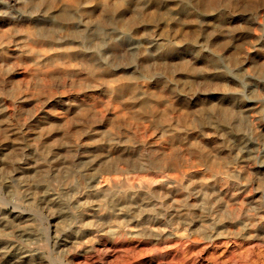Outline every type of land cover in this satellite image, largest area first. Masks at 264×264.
Segmentation results:
<instances>
[{
    "label": "clouds",
    "instance_id": "clouds-1",
    "mask_svg": "<svg viewBox=\"0 0 264 264\" xmlns=\"http://www.w3.org/2000/svg\"><path fill=\"white\" fill-rule=\"evenodd\" d=\"M129 13L131 16L124 20ZM0 20L14 26L29 25L12 27L3 43L32 57L29 71L33 82L46 83L39 95L50 97L51 89L58 93L69 87L70 80L73 88L100 89L97 95H107L118 104L119 112L125 113L113 118L111 132L98 142L100 151L129 157L139 152L144 171L180 172L179 179L168 188L185 193L184 197L168 205L163 203L165 194H159L156 208H174L181 215H190L193 209H200L201 215L211 213L215 205L209 202L206 181L185 176V167H203L207 179L216 183L234 181L238 187L258 179L264 188V176L250 171L255 165H264V132L257 127H264V0H0ZM132 23L156 27L145 33V38H135ZM161 23L163 31L157 32ZM18 35L24 39L14 41ZM44 44L66 46L82 54L86 62L79 72H51L48 69L54 58L45 59L47 49L41 50ZM128 44L132 47H126ZM249 49L257 51L260 58L250 56ZM122 50V54H115ZM18 67L23 66L0 64V71L6 75ZM0 95L9 96L13 102L18 98L9 92ZM86 99L68 97L61 101L70 111L79 109L69 122L84 125L85 131L102 118L95 104H85ZM226 114L231 118H225ZM243 122H247L248 131L236 135L243 131ZM142 131L145 136L151 131L155 144L140 139ZM252 140L256 147L249 150ZM223 150L227 154L217 157ZM217 159H222L223 167L215 165ZM209 160L214 163L210 165ZM5 181L14 187L10 197H3L0 208L11 205L19 211H35L31 194L15 190L18 185L10 171L5 172L0 184ZM76 183L60 173L48 181L46 191L54 195L39 209L34 230L40 232L41 242L32 245L35 254L30 264H52L54 259L71 264L68 255L76 251L75 246L68 249L61 245L73 236L79 242L81 233L73 225L79 220L76 213L83 212L85 205L77 204L73 216L57 224L54 234L48 218L69 211L70 202L87 190L85 181L83 188L73 191ZM201 196L199 203H189L190 197ZM261 209L264 203L251 212L255 216ZM100 211L132 209L101 206ZM87 226L96 227L98 232L102 227L79 225ZM7 227L8 231L0 228V239L8 242L0 249V259L12 248L20 251L25 247L23 232L16 226ZM250 227L253 225L244 226ZM244 228L234 234L241 242L251 238ZM112 231L108 228L109 233Z\"/></svg>",
    "mask_w": 264,
    "mask_h": 264
},
{
    "label": "rangeland",
    "instance_id": "rangeland-1",
    "mask_svg": "<svg viewBox=\"0 0 264 264\" xmlns=\"http://www.w3.org/2000/svg\"><path fill=\"white\" fill-rule=\"evenodd\" d=\"M160 10L164 11L165 9L161 8ZM129 16H131V13L123 19L128 20ZM66 23H70V21H66ZM12 27L23 28L29 27V25L14 26L7 21L0 20V64L23 66L9 71L6 75L0 71V92H9L11 95H17L18 97L13 102L9 96L0 95V170H2L0 171V180L3 179L5 172L10 171L16 185H18L15 190L27 191L32 196L35 193L46 191L48 181L56 176L57 173H60L62 178L76 180L77 183L73 187V191H75L76 187L83 188L85 181L96 178L95 183L98 182V185H101L100 194L105 199V206L132 209L131 212L127 213L119 212L121 215L116 214V212L105 211L100 216L101 218L97 216L99 219L96 222L94 220L95 223H98L97 225L104 227L109 223H115V220H120V223L123 224V222H128V219L139 218L136 221L137 226L152 223L168 230L170 228L172 231H174L175 227H178L179 233H181V237L180 235L175 236L177 239H175L174 235L170 236V238L167 236L164 239V237L153 238L151 235L149 237L148 234L142 233L103 235L96 232L97 238L95 239L97 240L94 239L95 241H92L93 244H91V248L89 247L91 251L88 249L84 252L76 248V250L78 249L77 251L69 252L68 259L72 261V264H264V209H261L255 216L251 212L252 209L264 203V188L260 186L258 179L252 181L249 185L240 184L238 187L234 181H228V185L222 183L220 185V183L217 184L215 182L214 184L213 181L207 179L203 167H185L182 170L185 176L194 180L206 181L205 189L208 192L205 191L210 195L209 202L215 205L211 213L201 215L200 209H193L190 215H177L174 208H169L167 211L163 208H156V205L160 203V200L156 198L159 194H165L163 203L168 205L184 197L185 193L178 192L174 188H168L169 183L179 179L180 172L165 171L160 174L144 170H135L128 173L121 172L119 167H122L123 164L129 167L144 165L145 162L140 159L141 154L138 152L136 156L131 157L119 153L108 155L99 150L101 145L98 142L101 141L105 133L111 132L113 118L118 115L124 116L125 113L119 112L118 104L114 100L109 99L107 95H97L100 89L73 88L70 80L68 81L69 87L61 88L58 93L55 89H51L50 97L39 95L40 89L46 87V83L36 84L33 82V77L29 71L32 57L23 52L21 48L3 43L5 34ZM153 27L156 26L132 23L133 37L145 38V33L150 34ZM163 28L164 25L161 23L157 27V32L163 31ZM237 35L240 36L241 34L237 33ZM23 39L24 37L20 35L13 38L17 42ZM220 42L217 41V43ZM237 42L243 41L238 40ZM126 47L130 48L132 45L128 44ZM61 48L62 46H54L50 51L49 47L46 48L48 54L45 59L50 54H55L53 58H56V61L54 60L55 64L53 61V65L48 70L58 74L79 72L80 65L86 62L83 55L78 54L76 51H74V55L68 53L60 54L62 53ZM122 52L123 50L115 54L120 55ZM249 55L260 58V54L252 49H249ZM121 75L124 74L121 73ZM108 79L111 82V78ZM113 86L118 87V85ZM68 97H87L85 104H95L96 110L102 113V118L91 123L87 131H85V126L82 124L70 123L69 121L76 117L79 109L74 108L70 111L66 105L61 103L62 100ZM107 108H111V111H105ZM225 118H231L230 114H226ZM257 127L260 128L261 132H264V127L259 125ZM241 128L243 131L237 132L236 135H243L244 132L248 131L247 122H243ZM140 139L152 141L155 144V138L151 131H148L146 136L142 131ZM206 139H211V137H206ZM106 142L105 140L104 143ZM255 147V140L249 141V150ZM226 154L227 150H223L217 153V157L222 158ZM242 155H246V153H242ZM6 157L7 159H5ZM217 160L221 161L220 167H223L222 159ZM250 171L258 177L264 176V165H255ZM124 174L129 177L125 183L119 182L117 186H110L111 188H104V185L101 184L105 177H121ZM131 177L132 179H130ZM129 179L130 181H128ZM137 183L142 184L147 190L132 199L130 197L131 194L125 187H129V184L136 186ZM13 187L11 181H5L0 184V203H2L3 197H10L7 195L12 193ZM116 189L119 190L117 192L120 196L117 195ZM126 192L129 195H126ZM105 197L109 198L110 202H107L108 200ZM112 197H116V201ZM202 199V196L190 197L189 203H199ZM72 203L71 201L68 206L71 209L67 211L69 213H61L54 219L51 216L48 218L52 232L57 224L73 216L74 204ZM39 206L35 202V211H25L30 214L33 221L31 222L30 220L31 223H29L32 226H27L26 232L22 235V239L25 241V248L23 249L29 253L32 252L31 247L33 244L41 242L40 232L34 230L38 223L39 209L42 208ZM149 209L155 210L149 211ZM12 210L13 207L9 205L6 213L8 214ZM76 215L79 216V212ZM116 215L121 218L116 217ZM214 216L217 218H214ZM198 218L200 220L204 219V223L203 227L196 229L195 227L198 224L191 225V223L199 222ZM211 218H214L215 223L220 225L218 230L220 229L219 231L221 232L217 235L212 234L213 228L211 226L215 223H213L214 220L212 221ZM189 219H194V221L190 222ZM79 221L80 216L78 223ZM187 221H189V226L195 229L185 230V225H188ZM247 224H252L253 227L244 228ZM242 228L251 236L249 240L243 242L234 235ZM64 248L71 249L72 247L64 246ZM53 261L59 262L58 259Z\"/></svg>",
    "mask_w": 264,
    "mask_h": 264
},
{
    "label": "bare ground",
    "instance_id": "bare-ground-1",
    "mask_svg": "<svg viewBox=\"0 0 264 264\" xmlns=\"http://www.w3.org/2000/svg\"><path fill=\"white\" fill-rule=\"evenodd\" d=\"M1 38V37H0ZM48 47V45L47 44H44V45H42L41 46V50L43 51L44 49H46ZM50 49H49V51L51 50V48L52 47H49ZM62 53H60V54H63V53H68V54H73L74 55V50H69L66 46H62ZM60 50V49H59ZM55 52V51H54ZM53 52V53H54ZM58 52V51H57ZM48 54V53H47ZM49 54H50V52H49ZM67 54V55H68ZM55 55V54H54ZM54 55L53 54H50V56L51 57H54ZM57 55V54H56ZM58 55H59V53H58ZM57 55V56H58ZM65 55V54H64ZM49 56V55H48ZM69 56V55H68ZM70 58V57H69ZM73 58V57H72ZM56 59V58H55ZM54 59V60H55ZM57 59H58V57H57ZM56 61V60H55ZM55 61H54V64H55ZM71 133H73V132H71ZM209 162V164L211 165V164H213L214 162L212 161V160H209L208 161ZM220 160L218 161V160H216L215 161V165L217 166V167H220ZM122 164V163H121ZM121 166V165H120ZM143 167H144V165H138V166H136V165H133V166H131V167H129V166H124V164H123V166L122 167H119L120 168V171L121 172H123V173H128V172H131V171H135V170H137V171H141L142 169H143ZM108 169V168H107ZM156 174H158V173H156ZM160 174V173H159ZM103 178V177H102ZM129 177L126 175V174H124V175H122L121 177H105V178H103V183H101L102 185H104L103 187L104 188H106V187H109V188H111L110 186H117V184L120 182V183H125V182H127V179H128ZM143 178V177H142ZM130 179H132V177L130 178ZM130 179L128 180V181H130ZM135 179V178H134ZM138 179H140V178H138ZM137 179V180H138ZM161 179H163V178H161ZM101 180V179H100ZM142 180V179H141ZM105 181V182H104ZM159 181V180H158ZM204 181V180H203ZM96 182V178L94 179H92V180H90V181H87V185H86V188H87V190L86 191H82L81 192V195H78V196H76V198L75 199H73L72 200V204H74L73 205V207L75 208V206L77 205V204H83V205H85V208H84V211L83 212H79V216H80V221H79V223L78 224H76L75 226H74V229H77L80 233H81V235H80V237H79V242H77V240H76V237L75 236H73L72 238H70V239H66V240H64L63 241V243H62V247H64V246H66V247H69V248H71V247H73V246H75V248H78V249H80V251H87L88 249H89V247L91 248V244H93L92 243V241H95V240H97V239H95V238H97L96 236H97V234H121V233H124V234H133V233H142V234H148L149 235V237H150V235L151 236H153V238L155 237V238H158V237H164V239H165V237H167V236H169V238H170V236H173L174 235V237L176 236V235H180L181 233H179V228L178 227H175V229H174V231H172L168 226V228H169V230L168 229H166V228H161V227H158V226H156L155 224H152V223H148V224H146V225H143V226H137V223H136V221H138V219L139 218H137V219H134V218H132V219H128L127 221L128 222H123V224H121L120 223V220L118 221V220H115L116 222L115 223H113V224H108V225H105L104 227H101L100 228V230L99 231H101L100 233H98V231H97V228L96 227H91V226H87V227H79V225H81V224H83V225H93V224H98V223H95L96 222V220L97 219H99V218H97V216H102L104 213H105V211H100V208H101V206H105V199H104V197H101V194H100V187H101V185L99 186L98 185V182L97 183H95ZM100 182V181H99ZM209 183V182H208ZM214 184H215V182H213ZM163 184V183H162ZM167 184V183H166ZM213 184V185H214ZM218 184V183H217ZM227 184V183H226ZM126 185H127V183H126ZM220 185H222L221 183H220ZM228 185V184H227ZM226 185V186H227ZM211 186V185H210ZM231 186V185H230ZM209 187V186H208ZM128 189L127 191L131 194V198L133 199V197L135 198L136 197V195H139L141 192L143 193V192H145L147 189H146V187H144V186H142V184H140V183H137V185L136 186H134V185H130L129 184V187H125V189ZM229 188V187H228ZM124 189V190H125ZM152 189V188H151ZM104 190V189H103ZM119 190H120V188H119ZM119 190H115L116 192L117 191H119ZM206 190V189H205ZM226 190H227V188H226ZM231 190V189H230ZM233 190V189H232ZM114 191V190H113ZM114 191V192H115ZM126 191V190H125ZM124 191V192H125ZM207 191V190H206ZM37 192V191H36ZM108 192H109V190H108ZM121 192V191H120ZM124 192H122V193H124ZM128 192H126V195H129V194H127ZM208 192V191H207ZM206 192V193H207ZM229 192V191H228ZM10 194V193H9ZM7 195V196H10V195ZM105 194H106V192H105ZM110 194V193H109ZM125 194V193H124ZM145 194V193H144ZM226 194V193H225ZM52 195H54V193H49V192H47V191H43V192H39L38 194H36L35 193V195H30V197H29V199H34L35 200V202L37 203V204H39L42 208H44V206H45V204L46 203H48L50 200H51V196ZM117 195H119V193L117 192ZM6 196V195H5ZM105 196V195H104ZM107 196V195H106ZM115 196V195H114ZM120 196V195H119ZM121 196L122 197H124L123 196V194H121ZM130 197H129V199H130ZM179 197V196H178ZM106 198V197H105ZM120 198V197H119ZM125 198V197H124ZM3 199V198H2ZM107 199V198H106ZM109 199V198H108ZM107 199V200H108ZM111 199V198H110ZM112 199H114V201H116L115 199H116V197H112ZM121 199V198H120ZM128 199V200H129ZM177 199V198H176ZM106 200V201H107ZM131 200V199H130ZM136 200V199H135ZM132 201V200H131ZM130 201V202H131ZM3 202V201H2ZM27 201H25V203H26ZM85 202H87L86 204H85ZM107 202H110V200H108ZM129 202V201H128ZM115 203H117V202H115ZM119 203V202H118ZM117 203V204H118ZM132 203H133V201H132ZM106 204H108V203H106ZM123 204V203H122ZM135 204V203H134ZM111 205V204H110ZM38 206V205H37ZM39 206V207H40ZM52 205H49V207H51ZM58 206V205H57ZM135 206V205H134ZM38 207V208H39ZM40 207V208H41ZM6 210H7V207H4V208H0V217H2V219H0V228H2V229H4L5 231H8L9 229H8V227L7 226H16L17 227V229L18 230H21L22 232H23V234L26 232V229H27V226H29V225H31L30 223L31 222H33L32 221V219H31V216H30V214L28 213V212H25V211H19L18 209H16V208H13V210L12 211H10L8 214L6 213ZM71 210V209H70ZM73 211V210H72ZM32 213V212H31ZM36 213V212H35ZM67 213H69V212H67ZM127 213V212H126ZM215 213H216V211H215ZM218 213V212H217ZM37 214V213H36ZM62 214H64V213H62ZM72 214H73V212H72ZM77 214V213H76ZM116 214H119V213H116ZM119 215H121V214H119ZM151 215V214H150ZM178 215V214H177ZM118 215H116V217H117ZM181 216V215H180ZM217 216V215H216ZM53 219L54 218H56L57 217V215L56 216H51ZM96 217V218H95ZM104 217V216H103ZM102 217V218H103ZM118 217H120V216H118ZM101 218V217H100ZM121 218V217H120ZM202 218H204L203 216H202ZM214 218H217V217H215L214 216ZM214 218L212 219L211 218V220L213 221L214 220ZM219 218V217H218ZM195 219V218H194ZM194 219H192V220H190V222L191 221H194ZM199 219V218H198ZM197 219V220H198ZM205 219V218H204ZM204 219H199V222L197 221V222H195V223H191V225H195V224H198V226H196L195 228L196 229H199V227L201 228V227H203V223H204ZM220 219V218H219ZM30 220H31V222H30ZM34 220V219H33ZM94 220H95V222H94ZM154 220V219H153ZM106 221V220H105ZM196 221V220H195ZM30 222V223H29ZM103 222V221H102ZM113 222V221H112ZM157 222V221H156ZM184 222V221H183ZM188 222V225L186 226L185 225V227H184V229L185 230H188V229H190V228H192V227H190L189 225V221H187ZM219 222H221V221H219ZM104 223V222H103ZM222 223V222H221ZM126 225V226H125ZM215 225V226H214ZM224 225V224H223ZM32 226V225H31ZM161 226H163V225H161ZM165 226V225H164ZM163 226V227H164ZM207 226V225H206ZM220 225H219V223H215V224H213V226H211V228H213V231H212V234H214V235H217V234H219L221 231H219L218 230V228H220L219 227ZM171 227V226H170ZM180 227V226H179ZM198 227V228H197ZM205 227V226H204ZM222 227V226H221ZM228 227V226H227ZM108 228H111L113 231L111 232V233H109L108 232ZM195 228H192V229H195ZM171 230V231H170ZM209 230H211V229H209ZM222 230V229H221ZM55 230L53 229V232H54ZM190 231V230H189ZM193 231H196V230H193ZM29 232V231H28ZM96 232H97V234H96ZM182 232V231H181ZM184 232V231H183ZM191 232V231H190ZM197 232V231H196ZM210 233H211V231H210ZM54 234V233H53ZM222 234V233H221ZM136 235V234H135ZM183 235H184V233H183ZM107 237V236H106ZM180 237H181V235H180ZM148 238V237H147ZM173 238V237H172ZM95 239V240H94ZM99 239V238H98ZM167 239V238H166ZM175 239H177V237H175ZM188 239V238H187ZM157 240V239H156ZM159 240V239H158ZM161 240V239H160ZM89 241H91V244H89L88 242ZM177 241V240H176ZM186 242H188V241H186ZM35 243V242H34ZM8 244V242L7 241H5V240H2V239H0V249H3L6 245ZM94 247V246H93ZM118 247V246H117ZM176 247V246H175ZM25 248V247H24ZM114 248V247H113ZM77 249V250H78ZM76 250V251H77ZM27 250H24V249H22V250H20V251H17V249L16 248H12L10 251H8L7 253H4L3 255H2V259H0V264H30V261H31V256L32 255H34L32 252L31 253H29V252H26ZM30 251V250H29ZM176 251V250H175ZM76 254V253H75ZM81 254H83V252H81ZM72 255H74V254H72ZM71 256V255H70ZM72 257V256H71ZM176 260V259H175ZM178 261V260H177ZM176 261V262H177ZM72 262V261H71ZM75 262V261H74ZM120 262V261H119ZM77 263V262H76ZM204 263V262H203ZM52 264H60L59 262H55V261H53L52 262ZM72 264V263H71ZM78 264V263H77ZM183 264V263H182Z\"/></svg>",
    "mask_w": 264,
    "mask_h": 264
}]
</instances>
